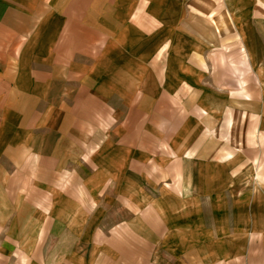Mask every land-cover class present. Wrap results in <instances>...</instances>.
<instances>
[{"label":"crops","instance_id":"0c3cea01","mask_svg":"<svg viewBox=\"0 0 264 264\" xmlns=\"http://www.w3.org/2000/svg\"><path fill=\"white\" fill-rule=\"evenodd\" d=\"M0 264H264V0H0Z\"/></svg>","mask_w":264,"mask_h":264},{"label":"rangeland","instance_id":"374dc122","mask_svg":"<svg viewBox=\"0 0 264 264\" xmlns=\"http://www.w3.org/2000/svg\"><path fill=\"white\" fill-rule=\"evenodd\" d=\"M121 176V185L124 183L122 182L123 180V175ZM137 188L135 190H129L126 188H121L120 189V195L121 198H118L117 194L115 192H118V190H111L110 188H106L104 190H98L95 194L93 199L95 202L93 203L92 199H89L90 205H89V224L93 225L94 227L91 228V230H96V228H100L104 231H107L111 225H114L116 223H119V220L123 217L128 216V208L129 205L126 204L124 201L126 197L130 194L131 197H134L136 199V202L138 203L136 205L135 211L139 212L138 215L144 213L145 209V202L146 200V194H145V188H144V182L146 180H151L152 176L150 175L149 177L145 176L144 173L142 174H137ZM131 191V192H130ZM149 191V196H158L161 192V188L158 187L156 189L147 190ZM95 192V190H94ZM125 196V199H124ZM151 198V197H149ZM165 207L167 208H173L176 209V203L174 202V199L165 198ZM149 201V200H148ZM178 207V206H177ZM77 209L74 210V215L77 214L76 216H79V207H76ZM189 220L186 221V216L184 213L181 212V214L176 215V214H170V216H167L168 219H170L171 224L174 226L171 227V229L176 230L175 228H180L181 231L184 230V227L186 228H191L189 226L191 224L193 216H188ZM180 221V225L176 226V222ZM198 220V219H197ZM75 223V222H74ZM78 223V222H77ZM208 221H196L193 222L196 227H199L200 225H208ZM175 232V231H174ZM176 239V237H175Z\"/></svg>","mask_w":264,"mask_h":264}]
</instances>
